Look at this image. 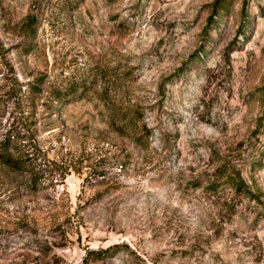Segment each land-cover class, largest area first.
<instances>
[{"label":"rangeland","instance_id":"rangeland-1","mask_svg":"<svg viewBox=\"0 0 264 264\" xmlns=\"http://www.w3.org/2000/svg\"><path fill=\"white\" fill-rule=\"evenodd\" d=\"M216 1L0 0V138L45 172L0 167V264H264V0Z\"/></svg>","mask_w":264,"mask_h":264},{"label":"trees","instance_id":"trees-1","mask_svg":"<svg viewBox=\"0 0 264 264\" xmlns=\"http://www.w3.org/2000/svg\"><path fill=\"white\" fill-rule=\"evenodd\" d=\"M223 2V0H217L216 5ZM219 9L215 7L212 11L211 22L215 16L218 15ZM19 92H22L23 86H18ZM65 91H58L53 95L58 102L64 100V98L74 95L80 87H69ZM53 106V108L60 107L59 103ZM55 110V109H54ZM22 123L14 127L15 124L9 126L5 133L0 138V167L5 176H15L20 178V182L17 184L15 181L9 184L17 185L19 188H24L27 192H35L41 187V178L44 176V171L38 168L34 163L40 158V150L34 146L33 140H31L30 129L28 126L29 117L24 113L21 114ZM22 125V128L18 130V127ZM4 176V178H5ZM8 176V177H9ZM14 180V179H13ZM219 180L228 186L234 188L238 193L253 198V193L247 188L241 175L234 169L221 170ZM221 185V183L217 184ZM211 193L216 195L220 193V187H211ZM123 249L122 245H115L106 249L92 250L84 257V262H100L109 259L111 256L120 253Z\"/></svg>","mask_w":264,"mask_h":264}]
</instances>
